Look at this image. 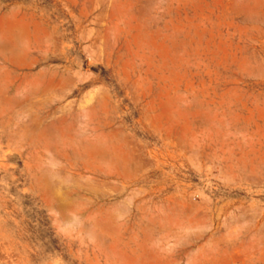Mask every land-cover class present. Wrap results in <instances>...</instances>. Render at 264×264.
<instances>
[{
  "label": "rangeland",
  "instance_id": "1",
  "mask_svg": "<svg viewBox=\"0 0 264 264\" xmlns=\"http://www.w3.org/2000/svg\"><path fill=\"white\" fill-rule=\"evenodd\" d=\"M0 264H264V0H0Z\"/></svg>",
  "mask_w": 264,
  "mask_h": 264
}]
</instances>
